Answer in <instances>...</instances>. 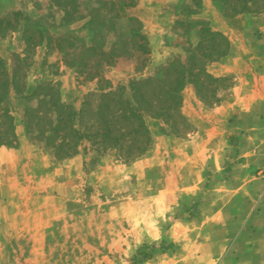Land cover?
Instances as JSON below:
<instances>
[{
  "label": "rangeland",
  "instance_id": "rangeland-1",
  "mask_svg": "<svg viewBox=\"0 0 264 264\" xmlns=\"http://www.w3.org/2000/svg\"><path fill=\"white\" fill-rule=\"evenodd\" d=\"M109 1L0 0L17 136L0 146V264H264V0H135L115 17ZM131 81L178 101L145 115L149 148L67 135L76 151L56 157L50 123L77 125L85 103L91 124L97 88Z\"/></svg>",
  "mask_w": 264,
  "mask_h": 264
},
{
  "label": "trees",
  "instance_id": "trees-1",
  "mask_svg": "<svg viewBox=\"0 0 264 264\" xmlns=\"http://www.w3.org/2000/svg\"><path fill=\"white\" fill-rule=\"evenodd\" d=\"M108 3V2H107ZM135 0H110L109 10H113L112 16L123 14L126 8L135 6ZM116 10V11H115ZM127 20L136 23V28H130L132 36H138L141 42L139 45L143 52H147L146 40L143 34L140 33V21L134 16H127ZM152 81V79H148ZM15 77L14 73L10 79L4 81V90L0 93V146L14 145L16 143V133L14 128V117L6 104V93L9 88L14 87ZM142 83H135L131 81L128 85L129 89L124 85L119 86V93L114 94L112 90H104L102 86L98 87L101 90V106L96 110L95 119L92 123L87 125L83 123V116L88 111L87 104L81 107L77 113L79 115L75 124V120L71 115L66 118L60 117L62 111V104L55 103V111H59V119L57 123H50V133H57L60 139L59 143L51 144L54 149V154L58 156H69L76 151V143H69L66 141V136H72L76 139L82 138H97L98 147L102 150L115 149L119 156L125 158H135L145 152L150 146V137L145 123V115L167 116L170 108L177 107L178 101L172 99L167 105H160L155 107V101L145 99L141 91ZM144 87V85H143ZM162 88V87H161ZM129 91H131L130 95ZM160 91V90H158ZM168 97H178V85L166 89ZM154 108V109H153ZM33 111L26 107L25 113L28 115V126L31 124L29 117ZM32 116H35L34 113ZM36 117V116H35Z\"/></svg>",
  "mask_w": 264,
  "mask_h": 264
}]
</instances>
